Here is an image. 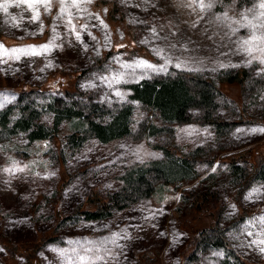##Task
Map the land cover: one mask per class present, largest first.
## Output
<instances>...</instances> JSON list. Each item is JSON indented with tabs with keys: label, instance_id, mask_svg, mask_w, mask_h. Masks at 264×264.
<instances>
[{
	"label": "rangeland",
	"instance_id": "1",
	"mask_svg": "<svg viewBox=\"0 0 264 264\" xmlns=\"http://www.w3.org/2000/svg\"><path fill=\"white\" fill-rule=\"evenodd\" d=\"M5 2L12 6L0 9V34L7 41H0V242L7 241L9 248L0 246V264H79L84 249H90L89 264H227L222 251L194 245L217 228L241 257L264 264V182L253 183L239 199L238 187L223 183L224 168L219 188L214 180L199 184L225 155L252 149L253 159L259 158L261 123L238 124L220 137L216 145L226 151H219L212 167L209 156L194 163L198 176L192 182L158 184L149 197L114 208L100 220L76 214L117 193L128 170L158 160V145L179 156L216 142L210 124L164 126L130 98L129 85L164 78L172 69L214 76L245 68L255 81L245 91L237 83H219L234 103L219 96L217 115L232 121L240 115L238 103L251 118H264V53L249 56L241 48L250 35L241 24L260 22L254 19L264 11L257 7L260 0H204L213 4L204 11L194 0H92L82 10L69 9L75 31L65 22L67 15L59 18L58 0L49 12L40 8L39 22L32 21L26 5L0 0ZM46 44L49 50L40 55L11 52ZM141 60L155 70L122 67ZM20 88L31 90L20 98ZM126 107V137L104 143L89 131L87 121L106 125ZM30 113L31 128L24 131V116ZM150 125L160 131L143 134ZM38 126L48 137L30 140ZM71 134L77 136L68 143ZM199 186L218 194L208 207L195 210L188 193ZM239 208L250 212L240 217ZM69 214L71 219L61 220ZM42 238L51 239L37 251L24 250Z\"/></svg>",
	"mask_w": 264,
	"mask_h": 264
},
{
	"label": "trees",
	"instance_id": "2",
	"mask_svg": "<svg viewBox=\"0 0 264 264\" xmlns=\"http://www.w3.org/2000/svg\"><path fill=\"white\" fill-rule=\"evenodd\" d=\"M0 41L7 44L6 39L1 34ZM16 43L19 42L17 41ZM254 81L248 69L245 68H238L234 71L223 70L214 76L194 71L172 69L164 78L129 85L128 88L132 91L130 98L153 112L164 126L173 123L179 125L194 122L210 124L214 127L217 138L216 142L212 146L196 147L189 153L179 156L174 153V149L158 145L157 148L162 150V156L158 160L146 163L145 165H138L128 170L123 182L124 184L117 193L106 197V199H99V204L93 210L80 209L76 214H81L87 220H100L110 214L114 208L124 209L133 202L149 197L158 184H170L183 180L194 181L198 176L193 171L195 168L194 163L204 161L207 158L206 156H209L206 162L211 164L212 167L215 165L214 162L219 151L227 149L226 146L216 145L220 137H223L224 134L228 137L230 130L238 124L261 123L264 125V118H251L242 109L244 105L242 106L238 103H236V106L240 112L239 117L227 122L222 119L223 115H217V112L221 110L218 100L219 96H223L234 103L231 98H227L221 92L218 87L219 83H237L240 86V90L245 91L248 83H253ZM258 83L257 81L255 82V84ZM262 83L264 85V80ZM263 88H260V90ZM29 91L21 89L16 91V94L22 98L26 94H29ZM128 115L129 109L126 107L119 111L106 125L93 120L87 121L88 129L99 141L104 143L126 137L129 134ZM31 124L32 114L30 113L24 116V131H29ZM158 131L160 129L154 125L146 126L142 130L143 134L145 133L146 135H153ZM76 136V134L68 135V143L75 142ZM47 137L48 134L44 132L41 126L32 129L28 135L30 140L46 139ZM252 152V149H243L225 155V157L218 160L215 168L199 181V184L203 185L209 180H214L219 188V177L221 175L219 171L221 168L225 169L223 183L227 182L238 187L237 196L242 195L253 183L264 182V150L259 153L260 157L256 160L253 159ZM199 187L200 189L192 188L188 193L190 206L195 210L208 207L209 204L216 200L218 194V189ZM184 196L187 197V195ZM239 198L238 196L237 199ZM238 202V206H241V201L238 200ZM240 210L242 212L240 217H245L247 212H250L244 208ZM72 217L69 214L60 218L61 220H67ZM51 238H44V241L42 238L37 243L24 245V250H29V248L25 249V247H30L37 251L41 244L43 245ZM200 243L210 250L222 251L225 257L229 259L228 262L230 264H255L241 257L231 246L224 232L218 228L211 229V233L207 236L203 235L199 239L196 238L194 240L196 247ZM0 246L8 251L9 244L7 241L6 243L0 242Z\"/></svg>",
	"mask_w": 264,
	"mask_h": 264
},
{
	"label": "snow or ice",
	"instance_id": "3",
	"mask_svg": "<svg viewBox=\"0 0 264 264\" xmlns=\"http://www.w3.org/2000/svg\"><path fill=\"white\" fill-rule=\"evenodd\" d=\"M54 0H15V6L19 7L21 4L26 5L28 9L32 11V21L33 22H39L40 21V8L42 7L45 12H49L52 8ZM60 5V19L63 20L64 17L67 15L68 19L65 21L67 25L69 26L70 31H75V25L73 24V17L72 13L69 11L70 8H75L77 10H82L81 5L86 3H91L92 0H58ZM194 2L197 3V6L202 10L211 9L213 4L212 2L205 3L204 0H194ZM12 6L8 2H5L3 4H0V9H2L4 12H7L9 7ZM257 7L261 10H264V0H260ZM251 11V9L249 10ZM225 19H227V15L225 14ZM247 19V17H245ZM255 20L260 21L259 23H253L251 20H249L247 23L241 24V27L250 29V35L248 38L244 39L241 42V48L244 52H246L249 56L253 54L254 51H260L264 53V11H261L258 15L254 17ZM84 27H87L86 25ZM76 39H80V35L77 32ZM51 45H42L39 49L36 48H28V49H12V53L19 52L21 55H40L43 52H46L49 50ZM3 46L0 45V48ZM7 51V50H6ZM16 59H19V56H16ZM251 62V61H249ZM261 63H264V59L260 61ZM124 68H146V69H154V66L151 64H148L145 61H139L135 65L131 64H124L122 65ZM179 67V65H177ZM113 82L120 83V79L118 77L113 78ZM111 86V85H109ZM119 95V93H117ZM253 131H257L254 129ZM259 131H264V129H259ZM21 171L23 169H20ZM115 243V240L112 241ZM78 243V242H77ZM261 243H264V241H261ZM75 251V250H74ZM90 251V249H84L85 255L79 256V264H89L87 252ZM99 259V257H97Z\"/></svg>",
	"mask_w": 264,
	"mask_h": 264
}]
</instances>
